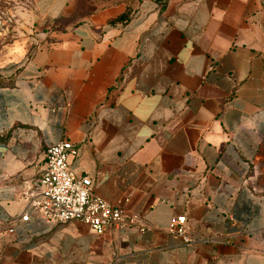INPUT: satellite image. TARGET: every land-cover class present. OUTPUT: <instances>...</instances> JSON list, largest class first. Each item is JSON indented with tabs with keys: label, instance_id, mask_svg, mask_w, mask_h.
Wrapping results in <instances>:
<instances>
[{
	"label": "crops",
	"instance_id": "obj_1",
	"mask_svg": "<svg viewBox=\"0 0 264 264\" xmlns=\"http://www.w3.org/2000/svg\"><path fill=\"white\" fill-rule=\"evenodd\" d=\"M33 2L50 27L0 87V264H264V0ZM65 139L128 227L20 220Z\"/></svg>",
	"mask_w": 264,
	"mask_h": 264
},
{
	"label": "built area",
	"instance_id": "obj_2",
	"mask_svg": "<svg viewBox=\"0 0 264 264\" xmlns=\"http://www.w3.org/2000/svg\"><path fill=\"white\" fill-rule=\"evenodd\" d=\"M78 156L79 148L68 139L48 145L45 166L28 190V207L20 220L28 222L36 216L48 223L79 221L97 234L128 227L133 219L126 218L123 208L96 194L91 176H79L71 169ZM185 221L184 215L173 218L168 232L193 244L197 238L186 233Z\"/></svg>",
	"mask_w": 264,
	"mask_h": 264
},
{
	"label": "rangeland",
	"instance_id": "obj_3",
	"mask_svg": "<svg viewBox=\"0 0 264 264\" xmlns=\"http://www.w3.org/2000/svg\"><path fill=\"white\" fill-rule=\"evenodd\" d=\"M81 11L87 10L82 4ZM82 18L72 15V22ZM35 11L33 0H0V80L10 83L23 63L29 58L36 44L44 37L49 29ZM8 79V80H7Z\"/></svg>",
	"mask_w": 264,
	"mask_h": 264
},
{
	"label": "trees",
	"instance_id": "obj_4",
	"mask_svg": "<svg viewBox=\"0 0 264 264\" xmlns=\"http://www.w3.org/2000/svg\"><path fill=\"white\" fill-rule=\"evenodd\" d=\"M78 13V10L75 12V14ZM130 17V12H126L124 14H122L121 16H119L116 20H119V21H123V22H126ZM11 82L10 83H5V82H2L0 80V87H4L6 85H11L12 84V80H10Z\"/></svg>",
	"mask_w": 264,
	"mask_h": 264
}]
</instances>
